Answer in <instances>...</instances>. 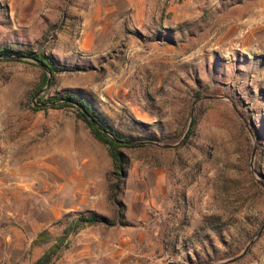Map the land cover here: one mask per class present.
<instances>
[{
	"label": "rangeland",
	"instance_id": "obj_1",
	"mask_svg": "<svg viewBox=\"0 0 264 264\" xmlns=\"http://www.w3.org/2000/svg\"><path fill=\"white\" fill-rule=\"evenodd\" d=\"M252 1L142 0L99 20L94 9L110 1L56 0L58 13L55 0H0V48L43 52L76 69L57 73L40 98L77 93L126 136L175 145L197 95L221 97L197 104L187 143L125 148L128 176L114 198L108 148L76 110L32 109L44 69L0 61V172L5 187L23 189L25 219L43 220L60 184L64 206L78 208L47 229L53 238L64 234L68 213L118 219L123 206L125 226L80 230L56 264H219L242 254L263 227L264 16L251 17ZM88 20H110L112 30L82 52ZM55 164L57 172L46 167ZM9 224L0 222V232ZM25 227L33 234L39 225ZM48 247L28 252L0 238V264H34ZM229 264H264V233Z\"/></svg>",
	"mask_w": 264,
	"mask_h": 264
},
{
	"label": "trees",
	"instance_id": "obj_2",
	"mask_svg": "<svg viewBox=\"0 0 264 264\" xmlns=\"http://www.w3.org/2000/svg\"><path fill=\"white\" fill-rule=\"evenodd\" d=\"M4 55H13V56H24L33 58L43 62L51 71H52V80L51 86H53L55 82V76L57 73L63 72L65 70H76L72 69V67H65L62 64L54 59L53 57L47 55L43 52H30L25 50L15 49L12 46H5L0 48V56ZM7 60H17L22 62H27L32 65L38 66L37 64L19 59H11V58H2L0 61ZM48 81V74L45 70H43V75L36 89V93L41 91L46 85ZM199 97V95H197ZM44 97L39 99L41 103H52L55 104L59 101H65L63 103L55 104L52 106V109L63 110L67 108H74L76 110L77 118L84 122L87 127L90 129L92 136L101 144L105 145L108 148L110 158L113 164V180L110 184V191L112 197H116L122 189V186L125 183V180L128 176L127 168H126V155L123 152L125 148H145L149 145H132L128 144V142L134 141H155L150 138H133L130 136H126L122 134L120 131L113 129L107 123L104 122L98 110L88 101L82 98H79L77 93H65L61 96H53L48 100H44ZM83 107L96 121L106 130H108L117 140L123 142L116 143L114 142L108 135L99 130L88 117L79 109L76 105ZM34 111L45 110L44 107H32ZM197 126V119L194 120L192 128L188 134L186 141L191 138L194 134L195 128ZM158 141V140H156ZM69 219L68 227L65 229L64 234L57 238H53L48 230H43L39 233L38 238L33 242L34 245H48V249L44 252V254L34 263V264H56V262L62 257L65 250L69 248V237L77 234L80 230L90 227V226H99L104 225L106 227H116V226H125L127 223L125 221V216L123 214V206L121 205V209L119 210L118 219H110L104 215H101L95 211L87 210L83 212H79L77 214L68 213L66 215Z\"/></svg>",
	"mask_w": 264,
	"mask_h": 264
},
{
	"label": "crops",
	"instance_id": "obj_3",
	"mask_svg": "<svg viewBox=\"0 0 264 264\" xmlns=\"http://www.w3.org/2000/svg\"><path fill=\"white\" fill-rule=\"evenodd\" d=\"M106 1V0H104ZM110 1L109 4L100 5L94 9V12L92 15L96 16V19L104 20L107 17H117L120 15H124V10L126 9V6L128 4H132L133 6L135 4L141 3L142 0H108ZM55 9H58V13L62 11V4L61 2L54 3ZM70 10V8L68 9ZM71 10H73V7H71ZM251 17L253 16H264V0H253L251 7L249 8ZM110 20L106 21V25L95 23V21H86L84 23V27L82 28V33L84 34L81 36V38L78 40L77 47L80 48V50L83 51H91L92 49H95L97 47H100V44H102L100 41L101 35L107 32H111L112 25ZM65 31L61 33V43L65 38ZM75 46L73 42H71V46L68 49H72L70 52L63 53L65 57L71 56L69 55L74 49ZM80 54L81 52L78 51ZM87 55H81L80 58L86 57ZM71 57H68L66 59H69ZM65 59V60H66ZM70 61L74 62V59H71ZM68 61V63L70 62ZM72 65V64H71ZM59 151H56V154ZM47 168L54 169L57 172V169H61L57 164L54 165H46ZM3 168H7V164L2 166ZM0 169V170H2ZM4 174L0 172V222H10L9 225L4 226V228H1L0 232V238L3 239L5 246L7 248H18V249H24L28 250L30 252V249L37 250L40 249L41 246L45 245H32L33 242L38 238V235L43 230H47L53 223H56L61 217L64 212L75 210L78 208V206H64L63 200H64V193H63V187L62 184L59 186H56V188L53 191V197H54V204L53 206H49L48 209H45L46 214L44 215L43 220H26L25 218L27 215H25L24 211L20 210L19 208V202L23 200L22 193L24 192L23 189H9L8 187H5L2 184V180ZM70 200H77V194L74 193V195H71L69 197ZM51 203V202H50ZM77 207V208H76ZM17 209V211H16ZM48 214V215H47ZM17 219V220H16ZM4 220V221H1ZM18 220H21L23 222V225H19V227H15L14 225L11 226V223H16ZM28 224H38L39 227L35 229L33 234L27 233V228L25 227ZM94 227V226H92ZM90 228V227H89ZM52 230V229H51ZM50 231V230H49ZM98 240V243H101L102 241L100 238L96 237ZM103 239V238H102ZM125 240V238H123ZM105 245V244H104ZM103 245V247H104ZM26 246V247H25Z\"/></svg>",
	"mask_w": 264,
	"mask_h": 264
},
{
	"label": "water",
	"instance_id": "obj_4",
	"mask_svg": "<svg viewBox=\"0 0 264 264\" xmlns=\"http://www.w3.org/2000/svg\"><path fill=\"white\" fill-rule=\"evenodd\" d=\"M2 58H11V59H19V60H26V61H30L33 62L35 64H37L38 66H40L42 69H44L47 74H48V81H47V85L41 90L39 91V93L36 94V96L34 97V101H36L37 99H39L42 95L45 94V92L49 89V87L51 86V80H52V71L41 61L33 59V58H29V57H24V56H13V55H4V56H0V59ZM211 99H221V97H216V96H210V95H202L199 96L195 99V101L193 102V107H192V114H191V119H190V123L188 126V129L183 137V139L175 144V145H169V144H160L158 142L155 141H134V142H128V144H132V145H155L161 148H177L178 146H180L185 139L188 137V134L192 128V125L194 123L195 120V115H196V108H197V104L202 101V100H211ZM65 101H59L55 104H59V103H63ZM55 104L52 103H34L35 107H52ZM79 109L81 111H83V113L88 117V119L91 121V123H93L99 130H101L103 133H105L106 135H108L114 142L116 143H123L119 140H117L108 130L104 129L97 121L95 118H93L83 107L79 106L78 104H76ZM264 233V225L263 227L259 230V232L255 235V237L252 239V241L250 242V244L247 246V248L244 250V252L242 254H240L239 256L230 259L229 261H226L224 263H219V264H229V263H233L236 262L237 260H239L240 258H242L248 251L249 249L254 245V243L260 238V236ZM209 264H213V263H209Z\"/></svg>",
	"mask_w": 264,
	"mask_h": 264
}]
</instances>
